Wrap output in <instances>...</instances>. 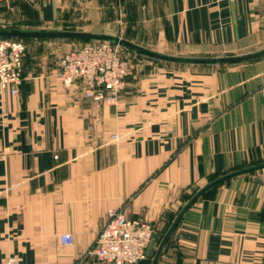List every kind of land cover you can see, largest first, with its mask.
Here are the masks:
<instances>
[{"label":"crops","instance_id":"obj_1","mask_svg":"<svg viewBox=\"0 0 264 264\" xmlns=\"http://www.w3.org/2000/svg\"><path fill=\"white\" fill-rule=\"evenodd\" d=\"M31 3L37 16L27 20L42 29L119 34L164 53L264 46V0ZM148 61L111 106L85 98L80 84L65 87L60 65L23 60L18 96L0 95V264H100L89 251L112 209L151 223L156 252L196 192L264 164V57L212 67ZM157 264H264V167L205 190Z\"/></svg>","mask_w":264,"mask_h":264},{"label":"built area","instance_id":"obj_2","mask_svg":"<svg viewBox=\"0 0 264 264\" xmlns=\"http://www.w3.org/2000/svg\"><path fill=\"white\" fill-rule=\"evenodd\" d=\"M25 51L26 46L21 40L0 39V95L7 92L18 96L23 83ZM60 67V78L65 87L80 84L84 97L96 102L115 106L127 86L129 66L120 49L110 43L83 44L66 53ZM261 75L264 78V67ZM261 94L264 105V86ZM153 236L154 230L149 223L133 220L123 210L112 209L108 211L106 224L92 254L100 264H138L147 258ZM61 242L70 246L73 238L64 234ZM5 264H18V261L11 258Z\"/></svg>","mask_w":264,"mask_h":264},{"label":"water","instance_id":"obj_3","mask_svg":"<svg viewBox=\"0 0 264 264\" xmlns=\"http://www.w3.org/2000/svg\"><path fill=\"white\" fill-rule=\"evenodd\" d=\"M0 37L21 38V39L22 38L44 39V40H58V41H84L89 43L105 42L115 45L125 51L131 52L137 56H140L148 60L175 64V65H188V66H203V67L230 66V65L255 61L264 57V46L254 51L243 54H237V55L190 56V55L170 54V53L155 51L140 46L138 44H135L133 42H130L124 39L123 37H121L119 34L110 35L106 33H94V32H86V31H73V30H46V29L34 30V29L0 27ZM263 167L264 164L229 173L227 175L222 176L221 178H218L210 182L209 184L201 188L198 192H196V194L185 204V206L181 209L175 220L172 222L171 226L169 227L166 234L162 238L156 252H154V248H155L156 240L158 239V235L154 234L153 239L146 252L147 258L152 257L151 264H157L166 242L168 241L171 234L177 227L183 214L205 190L234 175Z\"/></svg>","mask_w":264,"mask_h":264},{"label":"rangeland","instance_id":"obj_4","mask_svg":"<svg viewBox=\"0 0 264 264\" xmlns=\"http://www.w3.org/2000/svg\"><path fill=\"white\" fill-rule=\"evenodd\" d=\"M15 1L17 0H4L2 3H0V27L42 29L39 21L27 20L29 16L30 17L37 16L34 9L37 8L36 7L37 5H34L35 0H30V2L32 1L30 6L32 9H34L30 11L28 10V6H27V1L29 0H20L23 2V5L20 6L19 4L17 5ZM62 23L63 22H58L54 26L55 27L61 26ZM22 42H24L26 46V51L23 59L24 64H28V65H30L31 62H36V61L38 62L50 61L51 63H53V66H55L56 64L60 65L61 58L66 53L72 51V49H74L75 47H78V43H70V42L36 41L31 39H24V41ZM122 53L129 66V76L142 74L145 71L143 65L144 62H151L146 59L137 57L136 55L126 52L124 50L122 51ZM231 54L233 53H223L218 55H231ZM149 224L151 225V223ZM169 225L170 222H168L163 227L162 232L165 233ZM89 256H93L92 249L89 251ZM138 264H150V260L145 258L143 261H141Z\"/></svg>","mask_w":264,"mask_h":264},{"label":"trees","instance_id":"obj_5","mask_svg":"<svg viewBox=\"0 0 264 264\" xmlns=\"http://www.w3.org/2000/svg\"><path fill=\"white\" fill-rule=\"evenodd\" d=\"M89 43V42H88Z\"/></svg>","mask_w":264,"mask_h":264}]
</instances>
